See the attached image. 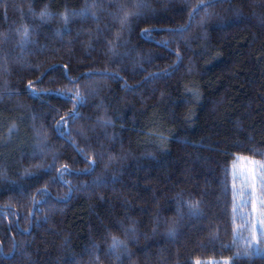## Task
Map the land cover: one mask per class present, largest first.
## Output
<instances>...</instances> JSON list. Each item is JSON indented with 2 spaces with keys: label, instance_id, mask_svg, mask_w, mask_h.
<instances>
[{
  "label": "trees",
  "instance_id": "1",
  "mask_svg": "<svg viewBox=\"0 0 264 264\" xmlns=\"http://www.w3.org/2000/svg\"><path fill=\"white\" fill-rule=\"evenodd\" d=\"M207 3L0 0V264H264V0Z\"/></svg>",
  "mask_w": 264,
  "mask_h": 264
},
{
  "label": "rangeland",
  "instance_id": "2",
  "mask_svg": "<svg viewBox=\"0 0 264 264\" xmlns=\"http://www.w3.org/2000/svg\"><path fill=\"white\" fill-rule=\"evenodd\" d=\"M232 174L236 215L244 221L237 239L250 251L264 250V162L239 155L234 156ZM202 264H230L229 260H207Z\"/></svg>",
  "mask_w": 264,
  "mask_h": 264
},
{
  "label": "snow or ice",
  "instance_id": "3",
  "mask_svg": "<svg viewBox=\"0 0 264 264\" xmlns=\"http://www.w3.org/2000/svg\"><path fill=\"white\" fill-rule=\"evenodd\" d=\"M215 3V0H208V3L207 4H200L197 6V11L200 9V8H208V7H211L213 4ZM137 7H140V5H137ZM191 15V14H190ZM65 19H67V17H65ZM125 19H127V17H125ZM24 36L27 35V29H25L24 33H23ZM178 55V54H177ZM29 88L31 89V83L29 84ZM76 100H77V103L80 102V100L82 99V97H80L79 95V92L77 91L76 93ZM65 170H67V166H65ZM262 180H264V177H262ZM261 204H262V207H264V200L261 201ZM189 207H193V205H189ZM122 242L119 241L116 237H113V244H112V247L115 249L117 248ZM260 243H264V241H260Z\"/></svg>",
  "mask_w": 264,
  "mask_h": 264
}]
</instances>
